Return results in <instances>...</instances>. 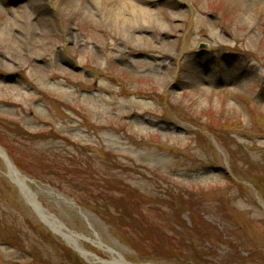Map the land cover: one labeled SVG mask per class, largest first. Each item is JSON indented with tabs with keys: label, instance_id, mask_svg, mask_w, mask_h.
I'll return each instance as SVG.
<instances>
[{
	"label": "rangeland",
	"instance_id": "obj_1",
	"mask_svg": "<svg viewBox=\"0 0 264 264\" xmlns=\"http://www.w3.org/2000/svg\"><path fill=\"white\" fill-rule=\"evenodd\" d=\"M0 149V264H264V0H0Z\"/></svg>",
	"mask_w": 264,
	"mask_h": 264
},
{
	"label": "trees",
	"instance_id": "obj_2",
	"mask_svg": "<svg viewBox=\"0 0 264 264\" xmlns=\"http://www.w3.org/2000/svg\"><path fill=\"white\" fill-rule=\"evenodd\" d=\"M79 173L81 174L83 178H86V179H88L89 177L92 178L90 173L89 174H86L84 172L82 173L79 172ZM102 178H105V175L102 176ZM81 186L82 187H77V188L73 187V189H75L76 193H80L81 191H84V194H88L89 196L87 199V203H92L91 201H93L94 205L93 204L91 205L97 209V212L100 214L102 218L104 219L109 218L110 221H112V223H114L113 221L116 220L117 222L115 223L116 224L119 223L118 224L119 228H122V227L130 228L132 226V222L129 223L123 217H121V219L115 218V216H119V214L121 215L122 211L125 212V210L122 207L120 208L118 206V202L114 200V197L111 196L112 194L115 196H118L116 195L115 192L119 191V188L115 189L114 187L107 185V186H102V188L100 187L101 190H99V185L81 184ZM125 198L128 199L127 197ZM110 211H112V213ZM127 218L130 220V217H127Z\"/></svg>",
	"mask_w": 264,
	"mask_h": 264
},
{
	"label": "bare ground",
	"instance_id": "obj_3",
	"mask_svg": "<svg viewBox=\"0 0 264 264\" xmlns=\"http://www.w3.org/2000/svg\"><path fill=\"white\" fill-rule=\"evenodd\" d=\"M17 16L20 17V18H22L23 16L25 17L26 14L23 13V11H19L17 13ZM17 32L18 31H16L15 33H17ZM17 41L20 42L19 40H17ZM0 154L3 157L4 154L1 151H0ZM6 164H7V167H8L9 176L11 177L13 183H15L16 185H18V187L22 191V193H23L24 197L27 199V201L30 204L34 205L35 202L33 200V197L31 196V194H29V191H28V188L26 186L25 180L21 177V175L19 174V172L15 169V167L11 163H9L8 161H6ZM40 215L44 219L46 226L49 227V229H51L56 235L60 236L67 244H69L70 246H72V248L76 252H78L82 257H87L89 255L88 253H85L78 246L77 239H76V237L72 233H70L68 231H65L63 228H61V226L59 224L55 223L53 220H51L48 217L44 216L43 213L40 212ZM104 263L105 262H103V264ZM115 264H126V263L122 259H120V260L115 261Z\"/></svg>",
	"mask_w": 264,
	"mask_h": 264
},
{
	"label": "water",
	"instance_id": "obj_4",
	"mask_svg": "<svg viewBox=\"0 0 264 264\" xmlns=\"http://www.w3.org/2000/svg\"><path fill=\"white\" fill-rule=\"evenodd\" d=\"M0 151L2 152V150L0 149ZM3 153V152H2ZM4 154V153H3ZM3 158L5 159V160H7V158H6V156H5V154L3 155Z\"/></svg>",
	"mask_w": 264,
	"mask_h": 264
}]
</instances>
